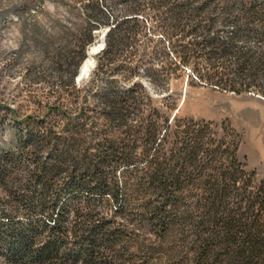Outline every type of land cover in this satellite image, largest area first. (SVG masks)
Here are the masks:
<instances>
[{"label":"trees","instance_id":"obj_1","mask_svg":"<svg viewBox=\"0 0 264 264\" xmlns=\"http://www.w3.org/2000/svg\"><path fill=\"white\" fill-rule=\"evenodd\" d=\"M84 8V24L55 49L58 68L63 60L77 68L95 30L109 26L94 77L124 73L145 60L138 35L148 14L175 47L171 70L192 64L197 83L264 96V0H89ZM232 14L234 30L220 36L218 23ZM97 98L102 109L77 105L76 119L54 104L64 120L47 125L8 108L0 264H264V178L239 157L233 130L164 114L139 82H110ZM117 130L124 136L111 135Z\"/></svg>","mask_w":264,"mask_h":264},{"label":"rangeland","instance_id":"obj_2","mask_svg":"<svg viewBox=\"0 0 264 264\" xmlns=\"http://www.w3.org/2000/svg\"><path fill=\"white\" fill-rule=\"evenodd\" d=\"M88 1L0 0V140L6 141L8 146L14 140L10 127L14 118L8 114V108L17 114L18 120L36 121L39 118L47 125L52 120H64L58 110L51 111L54 104L61 105V109L70 108L68 115L76 119L78 110L73 108L77 105L102 109L103 104L97 97L110 82L125 89L139 82L164 114L173 117L178 113L182 119L211 122L220 131L226 128L233 130L239 140V157L250 169L256 170L259 178H264V96L252 91L235 93L204 82L197 83L192 64L171 70L174 64L170 62L177 60L176 54L172 53L175 47L167 33L159 27L161 19L144 15L142 20L147 29L138 35V52H147L143 57L145 60L126 63L124 73L94 77L98 57L105 46L103 35L109 26L95 30L97 36L87 45L86 56L77 68L64 60V68H58L57 59L53 58L55 49L69 41L70 34L84 24V6ZM112 5L110 2L109 7ZM234 19L232 14L226 22L218 23L220 36L231 35L235 27ZM250 38L251 45L261 44L257 35ZM239 43H242V38ZM94 46H97L95 50ZM90 57L93 63L88 75L79 78L82 65ZM197 61L201 67H206L207 57L202 56ZM135 67L140 72L132 75ZM152 67L157 69V79L151 73ZM73 76L75 83H71ZM74 87L80 89L82 95H87L88 100L84 101L81 95L75 102L76 94L72 95ZM28 115L33 118H28ZM97 121L99 130L105 129L104 118L100 116ZM58 130L63 131V126H59ZM111 135L124 136L120 130L113 131ZM118 177L122 178V175ZM4 194L0 187L1 197ZM79 195L87 198L86 193ZM99 198L93 197V201L98 202ZM115 205L111 198L105 200L106 209L113 211ZM132 249L135 250L136 246ZM137 258L148 260L141 255ZM154 260L156 264L169 263L166 258Z\"/></svg>","mask_w":264,"mask_h":264},{"label":"bare ground","instance_id":"obj_3","mask_svg":"<svg viewBox=\"0 0 264 264\" xmlns=\"http://www.w3.org/2000/svg\"><path fill=\"white\" fill-rule=\"evenodd\" d=\"M97 46H94V50L96 49ZM93 63V58L90 57L88 58L84 64L82 65L81 67V70H80V74H79V78H82L84 75H88L89 71H90V66L91 64Z\"/></svg>","mask_w":264,"mask_h":264},{"label":"water","instance_id":"obj_4","mask_svg":"<svg viewBox=\"0 0 264 264\" xmlns=\"http://www.w3.org/2000/svg\"><path fill=\"white\" fill-rule=\"evenodd\" d=\"M109 28H107V30H108ZM107 30L105 31V33H104V35H103V41H105V34H106V32H107ZM94 50V49H93ZM92 53H93V51H91ZM81 70V69H80Z\"/></svg>","mask_w":264,"mask_h":264}]
</instances>
